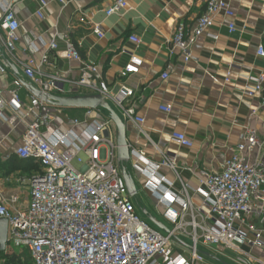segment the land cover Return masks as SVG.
Returning a JSON list of instances; mask_svg holds the SVG:
<instances>
[{
    "label": "crops",
    "instance_id": "crops-1",
    "mask_svg": "<svg viewBox=\"0 0 264 264\" xmlns=\"http://www.w3.org/2000/svg\"><path fill=\"white\" fill-rule=\"evenodd\" d=\"M46 1L48 4L39 16V0H0V3H11L19 38L13 55L0 44V62L7 68L6 73L0 75V91L9 99L12 80L18 78L23 84L19 89V107L4 108L5 117H0V202L9 209L28 205L31 180L42 171L34 159H22L15 152L22 142L23 118L43 119L42 134L47 138L69 130L81 132L95 122L110 120L103 108L57 106L43 101L28 110L31 99L36 97L34 90H39L40 84L25 77L23 64L29 58L41 63L42 55L47 52L49 59L42 64L43 72L74 81L81 63L67 59V46L78 50L84 61L97 64L98 79L113 92L122 84L134 91L131 102L137 114L144 118L142 131L134 122L123 120L112 103L109 105L125 122L129 148L134 154L143 155L141 168L157 164L164 157L173 162L175 171L164 167L159 173L171 181L176 190L181 188L182 182L197 188L204 174L220 171L236 145L242 142L247 129L255 130L257 136L262 137L264 85L254 97L245 94V86L249 75L264 69V58L256 54L258 45L264 46V0H222L233 10V18L218 13L211 29L218 39L205 34L198 36L191 46L194 60L188 62L178 53L169 55V40L179 21L191 31L196 19L205 12L208 0H128L127 9L110 16L105 15V9L114 0ZM81 12L83 22L79 20ZM2 14L0 4V17ZM230 21L237 28L234 33L228 31ZM91 22L101 24L103 37L92 31ZM132 36L139 38L140 43L133 42ZM52 39L57 49L48 51L47 44ZM131 55L140 57L142 65L137 74H124ZM164 72L168 74L165 79L162 78ZM228 73L229 81L225 82ZM59 87L62 91L54 95H95L74 87L71 82L60 83ZM162 106H170L171 111L161 110ZM74 120H78V124H74ZM110 125L115 142L116 128L113 122ZM172 132L184 133L193 145L180 146L170 139ZM70 151L75 152L72 148ZM136 157L139 156L135 154L124 165L131 175L135 173L138 180L142 179L139 189L151 198L159 217L149 213L139 200L133 201V196L132 201L146 220L151 222L147 216L151 215L165 225L162 205L144 188L142 170L133 168ZM192 200L200 207L202 194H194ZM256 249L259 262L250 264H264V249ZM14 250L28 253L24 248L7 243L5 251Z\"/></svg>",
    "mask_w": 264,
    "mask_h": 264
},
{
    "label": "built area",
    "instance_id": "built-area-1",
    "mask_svg": "<svg viewBox=\"0 0 264 264\" xmlns=\"http://www.w3.org/2000/svg\"><path fill=\"white\" fill-rule=\"evenodd\" d=\"M0 4L3 10L0 44L13 55L19 39L16 16L11 3ZM47 4L46 0H39V16ZM127 6L128 0H114L105 9V15L120 13ZM218 13L227 18L234 16L225 1L208 0L205 12L196 19L191 31L179 21L169 40V55L178 53L185 62L194 60L191 46L198 36L205 34L218 39L211 30ZM79 20L84 21L82 12ZM227 28L229 33L237 31L233 21ZM91 29L99 37L104 36L100 23L91 22ZM131 40L140 43L136 36ZM55 49L57 43L52 39L47 50ZM256 54L264 58L262 44L258 45ZM66 57L81 63L74 81L43 72L42 64L49 59L47 52L42 55L41 63L29 58L23 64L24 75L32 82L39 81V90L45 94L62 91L59 84L71 82L76 88L100 95L120 111L123 120L132 121L142 129L144 118L137 114L131 102L134 95L131 88L122 84L113 92L98 79L99 66L84 61L73 47H66ZM141 65L142 59L131 55L124 74H137ZM6 69L0 62V75L5 74ZM167 77L164 72L162 78ZM224 81H229V73ZM22 85L20 79L12 80L9 99L0 91V117H5L4 108L19 107ZM263 85L264 69L248 76L245 94L254 97ZM42 103L40 98L33 97L28 110ZM261 105L264 106V96ZM160 109L171 111L170 106ZM21 122L24 133L15 152L21 158L34 159L42 171L31 180L28 205L11 210L0 202V218L8 222V243L26 249L33 264H221L214 258L217 256L211 254L212 249L220 252L216 248L243 254L249 264L259 262L244 249H264V131L259 138L255 130L247 129L223 168L204 174L197 188L182 182L181 188L176 190L173 183L159 173L164 167L175 171L170 159L164 157L157 164L141 168L143 155L135 153L139 157L133 168L142 170L144 188L163 207V225L167 229L164 230L141 217L128 193L122 163L111 136V120L95 122L81 132L69 130L50 138L42 134L43 119L23 118ZM78 122L74 120V124ZM170 139L183 147L193 145L184 133L172 132ZM135 154L131 150V157ZM196 193L202 194L200 207L192 200Z\"/></svg>",
    "mask_w": 264,
    "mask_h": 264
},
{
    "label": "water",
    "instance_id": "water-1",
    "mask_svg": "<svg viewBox=\"0 0 264 264\" xmlns=\"http://www.w3.org/2000/svg\"><path fill=\"white\" fill-rule=\"evenodd\" d=\"M34 95L44 102H48L57 106L66 107H81L89 109L103 108L109 113L110 120L114 123L116 128L115 144L117 158L122 163V175L128 190L129 195L132 197L136 194L137 188L133 176L130 171H127L124 164H128L131 159V149L126 141L125 136V122L119 117L115 110L106 102L100 95H76L71 97H63L54 94H45L40 90H34ZM144 214L147 212L144 210ZM149 220L159 228L167 230L166 227L156 220L155 217L147 215ZM8 222L5 218H0V251H4L7 241ZM221 264H230L220 259H216Z\"/></svg>",
    "mask_w": 264,
    "mask_h": 264
},
{
    "label": "rangeland",
    "instance_id": "rangeland-1",
    "mask_svg": "<svg viewBox=\"0 0 264 264\" xmlns=\"http://www.w3.org/2000/svg\"><path fill=\"white\" fill-rule=\"evenodd\" d=\"M130 165V164H129ZM128 165V166H129ZM133 175V178H134V181H135V184H136V188H137V192L136 194L133 196V201H137L139 200L141 202V205L144 206V208L147 209V211L149 213H151L152 215L156 216V217H159V215L157 214L154 206L152 205V200L150 197L146 196L144 193H141L140 191V183L142 182V179L141 181L137 179V176L135 175V173H132ZM139 190V191H138ZM140 215L146 219V216L143 215L142 213H140ZM217 251H220V252H215L214 249L211 250V254L213 256H217V257H220L221 259L225 260V261H228L229 263H232V264H245L246 262V259L248 257L244 256L243 254H234L232 253L231 251H222L221 248H216ZM246 250H249L250 252L246 251ZM256 248H252V249H249V248H245L244 251H246L247 253H249L252 257L256 258ZM210 251V250H208ZM24 253V251H22ZM25 254V253H24ZM220 259V260H221ZM21 263L22 264H28L27 260L24 259V260H21ZM1 264V262H0ZM15 264H20L18 262H15Z\"/></svg>",
    "mask_w": 264,
    "mask_h": 264
},
{
    "label": "trees",
    "instance_id": "trees-1",
    "mask_svg": "<svg viewBox=\"0 0 264 264\" xmlns=\"http://www.w3.org/2000/svg\"><path fill=\"white\" fill-rule=\"evenodd\" d=\"M22 159H27V158H22ZM22 251H24L25 254ZM22 251L17 252L14 250L12 253L6 252L5 250L0 251L1 264H15V262L22 264L21 260H24V259L27 260L28 264H33L31 260V256L30 254H28L29 252L26 253L25 250H22Z\"/></svg>",
    "mask_w": 264,
    "mask_h": 264
}]
</instances>
